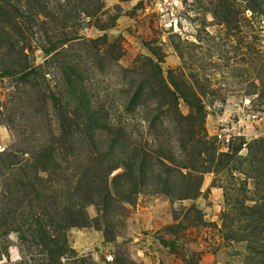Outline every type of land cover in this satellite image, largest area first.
I'll return each mask as SVG.
<instances>
[{"label": "rangeland", "instance_id": "1", "mask_svg": "<svg viewBox=\"0 0 264 264\" xmlns=\"http://www.w3.org/2000/svg\"><path fill=\"white\" fill-rule=\"evenodd\" d=\"M227 1L10 0L0 264H264V0ZM152 67L203 115L159 101ZM136 145L172 154L200 191L183 199L177 169L154 174L172 194L141 177Z\"/></svg>", "mask_w": 264, "mask_h": 264}, {"label": "trees", "instance_id": "2", "mask_svg": "<svg viewBox=\"0 0 264 264\" xmlns=\"http://www.w3.org/2000/svg\"><path fill=\"white\" fill-rule=\"evenodd\" d=\"M224 1L226 3H229V1L227 0H221ZM226 7V6H225ZM0 12L2 13H9L10 15L13 16V12L15 13V16H18L20 18L23 17V15H21V8H15L13 7V4L10 2V0H0ZM152 72L156 74V76L158 77V83H159V87H160V93L158 94V99L159 101H168L167 104H171L172 106H174V108L176 109V111H178V102L180 99H183L185 101L186 104L189 105V107L193 110H195L197 112V114L199 116L203 115L204 113V108L201 105V102L199 100V98L195 97L193 94H191L188 90V88L186 86L181 85L177 80H175L173 77L169 78L168 81H166V79L164 78L162 71L160 68L157 67H152ZM173 89V90H172ZM140 98V96H136V100H138ZM177 122L180 123V120H177ZM116 136L122 138L123 137V133L118 130L116 133ZM260 141H264L263 139ZM123 141H114V148H120V145ZM119 146V147H118ZM137 146V145H136ZM95 148L97 149V152L99 151V147L96 145ZM137 148L139 149L136 153H135V157L132 158V160L134 162H136V156L137 154L141 156V158L139 159L140 162L135 165V168L137 169V171L139 172L140 176H144L145 171L150 169V174L153 178L155 171H160V172H164L167 173V175H170V177L173 175L172 171H176L175 169H177L180 173L181 179L184 180V182L186 183L185 187V191H186V195L184 197H182L183 199H191L192 197H195V195L197 194V192L200 191L201 189V182L198 184H193L192 183V174H184V169H187V167H181L179 166L176 161V158L170 154V153H160V152H154L151 151L147 146L145 145H139L137 146ZM99 154V152H98ZM117 156L119 158H122V153L117 154ZM120 164L121 163V159H119ZM118 165L115 166V168ZM122 166V165H120ZM126 166V165H125ZM132 167V166H130ZM112 169L113 170H115ZM174 168V169H173ZM180 169V170H179ZM155 179H158L160 184H163L166 189L168 190L167 192H169L170 194H172V192H174L176 190V188L178 187L179 184H176L175 182H173L172 180H170L171 178H168L167 180H163L161 179V177H156ZM103 181V180H102ZM194 181V180H193ZM142 184H144V181H142ZM104 186H105V192H103L102 194H104V198H110L112 196L111 194V190L109 188V180L104 182ZM258 209V212L260 213L259 216V222L264 224V206L263 208H256ZM64 224L69 225L70 227H79L82 226L83 224H85V221L83 219V217H80L79 220L73 219L72 221H63Z\"/></svg>", "mask_w": 264, "mask_h": 264}, {"label": "built area", "instance_id": "3", "mask_svg": "<svg viewBox=\"0 0 264 264\" xmlns=\"http://www.w3.org/2000/svg\"><path fill=\"white\" fill-rule=\"evenodd\" d=\"M251 118L253 119V122L255 123H260L261 121H263V118H261L258 115H253L251 116ZM221 138H223V135H220ZM224 140L230 141V137H227L226 139L224 138Z\"/></svg>", "mask_w": 264, "mask_h": 264}]
</instances>
